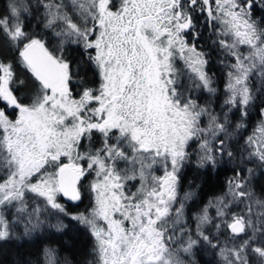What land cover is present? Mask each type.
Here are the masks:
<instances>
[{
  "label": "snow or ice",
  "instance_id": "obj_1",
  "mask_svg": "<svg viewBox=\"0 0 264 264\" xmlns=\"http://www.w3.org/2000/svg\"><path fill=\"white\" fill-rule=\"evenodd\" d=\"M13 241L40 245L21 264H264V0H2Z\"/></svg>",
  "mask_w": 264,
  "mask_h": 264
},
{
  "label": "trees",
  "instance_id": "obj_2",
  "mask_svg": "<svg viewBox=\"0 0 264 264\" xmlns=\"http://www.w3.org/2000/svg\"><path fill=\"white\" fill-rule=\"evenodd\" d=\"M2 2V0H0ZM257 119L255 113L252 116V123L254 124ZM186 175L191 177L193 175L191 170H188ZM229 173L225 169H221L218 174H213L207 177H202L198 179H203V187L200 190L202 197L204 195L210 196L213 193L220 192L223 188L225 179ZM83 207V206H81ZM72 236L71 243L74 245L69 251L65 252V255L75 254L77 258L83 248L85 247V240L82 235L70 234ZM51 242L53 244L63 247L66 243H69L68 236H59L58 234L51 235ZM40 245L38 243L29 241H13L5 244H0V264H21L22 260L35 259L37 256V251Z\"/></svg>",
  "mask_w": 264,
  "mask_h": 264
},
{
  "label": "rangeland",
  "instance_id": "obj_3",
  "mask_svg": "<svg viewBox=\"0 0 264 264\" xmlns=\"http://www.w3.org/2000/svg\"><path fill=\"white\" fill-rule=\"evenodd\" d=\"M200 196L202 197L201 194H200ZM202 198H207V195H204ZM201 259L203 261H209V260H212V257L207 255V254H201Z\"/></svg>",
  "mask_w": 264,
  "mask_h": 264
}]
</instances>
